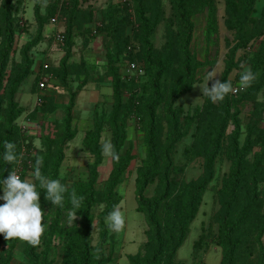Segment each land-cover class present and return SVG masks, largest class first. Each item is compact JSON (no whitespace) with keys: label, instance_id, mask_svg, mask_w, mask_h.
Masks as SVG:
<instances>
[{"label":"rangeland","instance_id":"1","mask_svg":"<svg viewBox=\"0 0 264 264\" xmlns=\"http://www.w3.org/2000/svg\"><path fill=\"white\" fill-rule=\"evenodd\" d=\"M4 2L5 0H0V9ZM71 2L72 0H60L57 4L56 0H42L41 17L37 20L34 15L35 0H11L16 28L15 44L3 87L0 89V96L6 98L9 93L6 89L8 76L22 63V51L27 44L35 43L28 52L31 61L28 79L13 96L18 108L24 110L15 121L20 150L18 161L13 167L21 163L26 179L35 182L33 173L35 161L39 157L41 174L48 179H58L67 186V189L76 183L88 182L91 177L90 166L95 163L96 157L84 150L83 140L86 132L93 128L95 119L102 124L101 145L105 141L112 143V124L109 123V119L113 111L114 91L113 80L109 76L110 55L117 57L116 75L123 83L126 95L135 93L137 102L141 105L152 99L153 89L150 82L157 76L156 65L164 68L159 83L164 101L171 90L181 84L177 50L171 42L176 30L170 29L172 14L170 0H159L154 12L159 17L152 18L146 39H143L145 31L140 23L136 22L126 30L128 39L120 50L115 48L109 35L104 29L101 30L100 26L107 23L106 12L109 6L114 8L113 11L126 6L134 16L133 0H80L78 7L80 21L73 27V47L68 54L65 43H57L54 38L57 31L66 30ZM218 2L219 31L216 36L208 39L204 14L192 17L194 30L189 50L195 61L194 84L178 99L171 111L164 101L155 109V121L159 127L157 154L160 158V174L154 176L152 180L148 179L144 190V196L147 198L159 197L165 192L167 182L161 183L160 180L165 172L168 173V181H173L171 191L178 192L184 187H192L199 183L209 170L206 163L210 142L207 141L208 137L202 135V130H199L198 126L199 118L205 120L206 96L198 84L204 83L209 70L215 67L217 74L214 80L218 79L221 82L224 79L229 80L233 88L239 90L237 95L231 92L228 97L234 105L233 115H236L241 126V140L244 139L246 128L252 118L254 104L260 105L259 111L264 110L262 71L264 67L263 64H259V70L254 72L248 61L264 47V30L246 50L236 49V34L225 27L223 0ZM263 8L264 0L259 3V9L254 16H259ZM57 15L59 24L54 25L52 19ZM132 19L134 20V17ZM87 20H90V23ZM96 28H99L98 32L93 33ZM131 55L135 56L134 60L131 59ZM132 64H136L142 73L133 71ZM242 66L250 69L255 77L250 86L243 88L239 83ZM41 74L48 79L44 89L37 86ZM213 82L209 81V86ZM253 83L258 84L260 88L254 99L249 100L255 89L251 87ZM140 106L136 107L126 120L125 141L120 150L121 154L132 157L116 189L120 197L118 206L126 216L125 225L119 233L111 231L106 226L107 238L104 244H101L100 235L102 214L106 206L105 190L113 169V160L101 155L102 159L97 167L98 177L93 184L96 203L87 216L92 220H89V227L93 263H97L103 256L109 260L107 264H130L131 256L145 254L144 246L148 241L149 225L145 213L138 212L137 188L139 181L143 182L145 179L142 170L147 160L146 139L150 117L147 116L144 107ZM68 117L74 138L65 143ZM0 119L6 123L4 115H1ZM170 120L173 121L172 124ZM235 122L231 120L226 136L235 129ZM53 141H60V146L52 143ZM224 143L226 145L227 141ZM58 149L62 150L63 158L60 165L55 168L56 163L53 164L52 160ZM11 168L10 164L1 165V178L3 176L6 178ZM229 168L230 162L225 155L218 153L212 167L213 181L202 197L196 218L189 225L187 237L177 252L176 264L223 263L224 251L217 238L219 233L216 223L219 208L217 192ZM40 205L47 216V227L43 234L44 238L42 237L36 249L39 264H62L65 252L62 228L66 230L74 225L80 227V217L77 216L74 223L69 225L66 218L69 210L60 213L58 206H53L47 201L45 195ZM164 213L165 208L162 204L158 213L160 221H163ZM104 224L106 225L105 221ZM53 226L55 228H52ZM199 239H202L201 247L196 251L197 254L193 255V245ZM262 243L264 246V236ZM28 249L29 245L26 242L9 241L0 234V264L6 260L10 261V264L29 263L26 254ZM241 254L239 264H256L259 257L258 246L252 247L250 244L248 250L242 247Z\"/></svg>","mask_w":264,"mask_h":264},{"label":"trees","instance_id":"2","mask_svg":"<svg viewBox=\"0 0 264 264\" xmlns=\"http://www.w3.org/2000/svg\"><path fill=\"white\" fill-rule=\"evenodd\" d=\"M79 1L72 0L71 2L68 23L64 32L63 43H65L68 54L71 53L73 47V27L80 21ZM218 1L170 0L172 12L170 29L171 31L172 29L176 30L171 42L174 43L177 50L176 56L178 69L181 71L182 85L180 84L177 88H173L166 101H164L159 88L160 75L164 69L161 65H156L158 68L157 76L150 82L153 89L152 99L145 105H141L137 102L135 93L126 95L123 83L116 75L117 57L109 56V76L113 80L114 91L113 111L109 123L112 124V145L119 154V159L113 160V169L105 190L106 206L102 214L101 244H104L107 238V229L104 224L105 217L113 206L120 203V197L116 189L132 160L130 155H123L120 152L125 141L126 120L134 112L135 108L140 105V108L144 107V111L150 117L146 139L147 160L142 170L145 179L143 182L139 181L137 188L138 212L145 213L149 225V231L147 232L148 241L144 246L145 254L143 256L140 254L131 256L130 264H176V255L187 237L189 225L196 218L202 203V197L213 181L212 167L218 153H223L230 162L229 172L223 176L221 187L217 192L219 206L216 216V223H218L219 227L217 238L220 247L224 251L222 264H239L242 247L248 250L250 244H252V247L258 246L259 257L256 260V264H264V246L262 243L264 236V110L259 111V104H254L252 118L246 128L244 139L241 140V126L236 115H233L234 105L228 95L216 104L205 96V120L199 118L198 126L199 130H202V135L209 138L207 141L210 142V147L206 163L209 166V170L205 172L203 179L199 183L192 187H184L178 192L171 191L170 186L173 181H168V173L165 172L160 179L161 183L167 182L165 192L159 197L147 198L144 196L148 179L152 180L154 176L160 174V158L157 154L159 127L155 121V109L164 101L171 111L178 99L187 93L194 84L195 61L189 50L194 30L192 17L204 14L208 39L216 36L219 31ZM261 2L262 0H223L226 14L225 27L236 34V49L246 50L254 39L262 35L264 30V8L259 16H254ZM56 3L59 4L60 0H56ZM133 3L134 16H132L126 6H123L121 10L116 9L117 11H113L114 8L109 6L106 12L107 23L100 26L101 30L104 29L106 31L118 50L123 48L125 41L128 39L126 30L129 27H132L136 22L140 23L145 31L143 38L145 40L146 34L149 33L152 18L157 19L159 17L158 14H154L159 0H133ZM41 7L42 0H35L34 15L37 20L41 17ZM12 9L11 0H5L0 9V89L3 87L10 55L14 50L15 44L16 28ZM57 17L59 19L58 15ZM133 17L134 20L132 19ZM87 21L90 23V20ZM98 30L99 28H96L93 33H97ZM34 44L29 43L23 49L22 63L13 69L14 71H11L7 79L8 85L6 89L9 90V93H7L6 98L0 96V117L4 115L6 119V123L0 119V154L3 153V145L6 142L13 143L15 148H17V153L20 150V141L16 136L15 121L24 113V110L23 108H18L13 96L28 79L31 67L28 52ZM134 58L135 56L131 55V59L134 60ZM248 61L254 72L259 70V64H263L264 67V47ZM262 71L264 72V68ZM42 75L39 76L37 86H39ZM251 87H255V89L251 93L249 100L254 99L260 88L255 83ZM127 96L129 97L126 98ZM231 120L236 121V127L230 135L226 136ZM70 122V117H68L65 128V143L74 138ZM170 122L171 124L173 123L171 120ZM101 133L102 124L98 119H95L93 128L86 132L83 140L84 150L96 157L95 163L90 166L91 177L88 182L76 183L68 189L65 193L63 207L58 206L60 213L71 210V192H75L78 197H82V210H76V214L80 217L81 226L74 225L66 228V230L62 228L65 238V252L62 264H107L109 262L103 256L97 263L92 262L91 251L93 247L90 244L89 227L92 220L87 218L92 206L96 203V192L93 184L98 177L97 167L102 159ZM225 140L227 141L226 145L224 143ZM52 143L58 145V147L61 144L60 141H53ZM62 153V150L58 149L56 155H53L52 163H56L55 168L62 161ZM3 164L5 163L0 160V166ZM22 179H26L25 172ZM38 190L42 191V189ZM0 193L2 194L1 190ZM43 197L44 193L41 192L40 203L43 201ZM0 204H2V201H0ZM162 204L165 208V217L163 221H160L158 213ZM52 228L55 227L53 226ZM201 244L202 239L194 243L193 255L197 254L196 251L201 247ZM36 249L37 246H29L26 251L29 258V263L27 264H39ZM3 264H10V261H3Z\"/></svg>","mask_w":264,"mask_h":264},{"label":"clouds","instance_id":"3","mask_svg":"<svg viewBox=\"0 0 264 264\" xmlns=\"http://www.w3.org/2000/svg\"><path fill=\"white\" fill-rule=\"evenodd\" d=\"M243 68V66H242ZM217 72L215 67L209 70L201 86L203 95H206L212 103L222 101L233 91V86L229 80L221 82L214 80ZM253 72L248 68H243L240 73L239 83L241 87L250 86L254 80ZM209 81H214L209 86ZM195 103V102H194ZM4 151L0 154V160L6 165L12 166L8 176L0 178V234L4 239L12 241L18 240L26 242L29 246L36 247L40 244L41 237L47 227V216L44 215L40 205V194L44 193L45 199L50 201L53 206L63 207L67 186L58 179H48L39 171L41 160L37 157L34 168V181L22 179L17 171L14 170V164L18 161V153L15 145L6 142L3 145ZM102 155L110 157L116 161L119 154L115 151L110 141H105L101 145ZM38 189H42L39 191ZM71 210L66 213L69 225L74 223L77 218L76 210H82V197H78L75 192L70 193ZM43 221V222H42ZM126 216L118 205L112 207L105 217V223L108 229L119 233L125 225Z\"/></svg>","mask_w":264,"mask_h":264},{"label":"built area","instance_id":"4","mask_svg":"<svg viewBox=\"0 0 264 264\" xmlns=\"http://www.w3.org/2000/svg\"><path fill=\"white\" fill-rule=\"evenodd\" d=\"M52 23L54 25H58L59 24V19H58L57 16L52 19ZM64 32L65 31H62V30L56 32L54 40L57 43H63L64 42ZM131 69L133 71H135V72L142 73V70L136 64H132L131 65ZM47 83H48L47 77L42 75L40 77V81H39V88L40 89H44L46 87ZM232 94L233 95H237L238 94V89L237 88H233ZM14 170L17 171L18 175L22 178L23 173L25 172L23 170V165L21 163L17 164L14 167ZM2 203H3V201H2Z\"/></svg>","mask_w":264,"mask_h":264}]
</instances>
